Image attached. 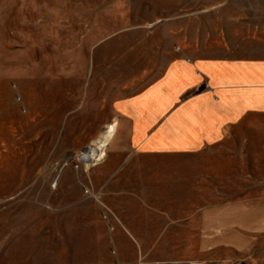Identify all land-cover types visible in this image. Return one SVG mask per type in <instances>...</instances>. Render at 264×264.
Returning a JSON list of instances; mask_svg holds the SVG:
<instances>
[{"label": "rangeland", "instance_id": "1", "mask_svg": "<svg viewBox=\"0 0 264 264\" xmlns=\"http://www.w3.org/2000/svg\"><path fill=\"white\" fill-rule=\"evenodd\" d=\"M206 2L0 0V264H128L120 220L73 154L100 157L111 100L139 91L174 56H264V29L213 30L234 25L217 16L237 15L214 19ZM247 18L264 24V14ZM96 130L92 142L107 132L83 149ZM65 165L78 169L59 183Z\"/></svg>", "mask_w": 264, "mask_h": 264}, {"label": "crops", "instance_id": "2", "mask_svg": "<svg viewBox=\"0 0 264 264\" xmlns=\"http://www.w3.org/2000/svg\"><path fill=\"white\" fill-rule=\"evenodd\" d=\"M206 5L214 19L237 15L217 16L234 25L213 30L264 29L247 23L264 2ZM110 112L100 160L80 163L120 220L128 264L264 263V56H174L139 91L113 98ZM166 156L190 165L136 164ZM60 169L59 183L78 168Z\"/></svg>", "mask_w": 264, "mask_h": 264}, {"label": "built area", "instance_id": "3", "mask_svg": "<svg viewBox=\"0 0 264 264\" xmlns=\"http://www.w3.org/2000/svg\"><path fill=\"white\" fill-rule=\"evenodd\" d=\"M17 101H19V100H17ZM80 156H81V154H80ZM80 156L77 158V162H80L82 159H80ZM75 168H76V165H75ZM104 219H106V217H104Z\"/></svg>", "mask_w": 264, "mask_h": 264}, {"label": "bare ground", "instance_id": "4", "mask_svg": "<svg viewBox=\"0 0 264 264\" xmlns=\"http://www.w3.org/2000/svg\"><path fill=\"white\" fill-rule=\"evenodd\" d=\"M82 154H84V153H82ZM80 159H82V156H80ZM98 159L100 160V157H98ZM83 160V159H82Z\"/></svg>", "mask_w": 264, "mask_h": 264}, {"label": "water", "instance_id": "5", "mask_svg": "<svg viewBox=\"0 0 264 264\" xmlns=\"http://www.w3.org/2000/svg\"><path fill=\"white\" fill-rule=\"evenodd\" d=\"M84 151H88V149H84Z\"/></svg>", "mask_w": 264, "mask_h": 264}]
</instances>
